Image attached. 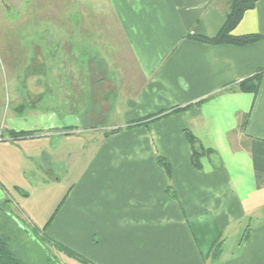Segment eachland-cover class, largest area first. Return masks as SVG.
<instances>
[{
    "label": "crops",
    "instance_id": "obj_1",
    "mask_svg": "<svg viewBox=\"0 0 264 264\" xmlns=\"http://www.w3.org/2000/svg\"><path fill=\"white\" fill-rule=\"evenodd\" d=\"M82 3L85 15L100 14V28L106 14L115 22L126 47L115 53L121 72L99 69L101 84L84 73L83 91L68 87V111L60 112V87L26 89L23 100L36 105L57 93L58 107L35 122L21 115L1 123L0 212L19 230L47 238L59 264L84 263L55 243L92 264H264V74L255 92L238 89L264 68V0L233 29L260 37L241 46L188 36H214L227 0ZM124 93L134 108L118 127L77 115L95 118L97 99L102 110H114ZM159 113L145 127L135 124V116ZM185 129L212 150L200 169Z\"/></svg>",
    "mask_w": 264,
    "mask_h": 264
},
{
    "label": "rangeland",
    "instance_id": "obj_2",
    "mask_svg": "<svg viewBox=\"0 0 264 264\" xmlns=\"http://www.w3.org/2000/svg\"><path fill=\"white\" fill-rule=\"evenodd\" d=\"M83 1L0 0V125L5 123L7 126L8 118L18 119L21 115H26L29 123L35 122L42 113L46 115L58 107L57 93L50 90L45 94L47 100L36 105L23 100L26 89L36 91L39 85L60 87V112L62 109L68 111V87H80L83 91L87 85L84 73L90 76L92 83L101 84L99 81L105 78L99 69L121 72L122 61L115 58V53L125 54L126 47L115 22L106 14V29L100 28V14L94 11L93 15H85ZM82 18L84 23H81ZM101 56L104 61L99 60ZM79 95L82 97L84 93ZM126 95L128 93L122 96L124 100L117 101L116 109L109 111L100 108L98 99L93 100L91 107L97 112L95 118L90 114L80 115V109L76 110L77 115L82 117L83 123L118 127L127 121L123 113L134 108L132 102L126 100ZM20 105H24L22 113L18 112ZM134 119L142 118L135 116ZM149 123L138 126L145 127ZM1 131L3 134L7 132L4 128ZM8 219L0 212V225L6 224L2 232H9L11 245L28 264H59L53 251L42 240L29 231L25 232L24 227L19 230L16 228L18 221Z\"/></svg>",
    "mask_w": 264,
    "mask_h": 264
},
{
    "label": "trees",
    "instance_id": "obj_3",
    "mask_svg": "<svg viewBox=\"0 0 264 264\" xmlns=\"http://www.w3.org/2000/svg\"><path fill=\"white\" fill-rule=\"evenodd\" d=\"M258 0H227L228 3V9L225 13V20L221 28L218 30V32L214 36H207L203 34H189L188 36L196 40L198 42L207 43V44H221V43H229L236 46L245 45L251 42H254L258 40L260 37L258 35H235L232 33L233 29L237 26L241 18L243 17V14L248 9H251L255 6L256 2ZM264 74V68H261L254 74H252L249 77L244 78L238 83V89L241 91L246 92H255L258 89L259 83L261 81L262 75ZM187 106L184 107H176L171 109V111H180L182 109H185ZM165 113V112H164ZM164 114H149L144 119H141L137 121L135 124H141L146 123L148 121H153L158 118H161ZM118 128L112 129L108 133H113L117 131ZM32 132L30 131H18L13 132V134L19 135V136H27L30 135ZM186 139L188 143L190 144V147L192 149L191 154V162L192 165L196 169L201 168V161L200 158L204 153L211 152L212 150L210 148H204L196 136L189 130H184ZM158 163L165 168L168 174L171 172L170 164L161 157L157 158ZM1 207V206H0ZM1 224V223H0ZM4 226L6 227L5 222L0 225V264H28L27 261L20 255L19 252H17L14 247L10 243L11 236L9 235V232L5 233L2 232ZM3 227V228H2ZM40 237V240L45 242L47 238L43 237L42 234L38 235ZM57 249L64 252L65 254L77 259L81 263L84 264H92L82 255L74 252L67 246H64L60 243L54 244ZM213 252H216L217 250H220V242L217 241V243L213 246Z\"/></svg>",
    "mask_w": 264,
    "mask_h": 264
}]
</instances>
